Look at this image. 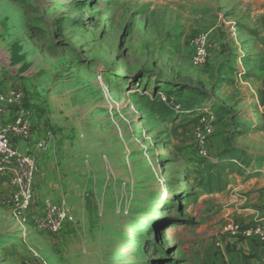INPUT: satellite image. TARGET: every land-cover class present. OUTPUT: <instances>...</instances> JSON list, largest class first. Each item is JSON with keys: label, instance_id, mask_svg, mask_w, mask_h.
Masks as SVG:
<instances>
[{"label": "rangeland", "instance_id": "374dc122", "mask_svg": "<svg viewBox=\"0 0 264 264\" xmlns=\"http://www.w3.org/2000/svg\"><path fill=\"white\" fill-rule=\"evenodd\" d=\"M11 81L46 123L49 202L74 222L53 236L0 201V264H247L228 227L263 196L264 0H0ZM239 148L257 178L217 167Z\"/></svg>", "mask_w": 264, "mask_h": 264}, {"label": "built area", "instance_id": "2783aa9c", "mask_svg": "<svg viewBox=\"0 0 264 264\" xmlns=\"http://www.w3.org/2000/svg\"><path fill=\"white\" fill-rule=\"evenodd\" d=\"M192 44L194 46L193 62L202 65L207 59V37L197 35ZM11 101H8L1 90L0 82V179L8 172L12 173L9 180L8 198L2 200V204L9 208L12 217L21 223H26L32 218L35 230L46 231L53 236H58L63 229L74 222V217L63 204L48 202L46 210L42 214H36V177L40 172L36 160L38 151L47 150L49 142L38 141L27 153H22L15 145L16 141L31 142L34 139L35 113L27 106L25 95L20 88H13L10 93ZM8 116V119H5ZM210 116L201 117L204 131L200 137L201 154L209 157L208 137L214 132L209 123ZM228 231L243 238L259 237L264 241V225L247 227L229 226Z\"/></svg>", "mask_w": 264, "mask_h": 264}, {"label": "crops", "instance_id": "0c3cea01", "mask_svg": "<svg viewBox=\"0 0 264 264\" xmlns=\"http://www.w3.org/2000/svg\"><path fill=\"white\" fill-rule=\"evenodd\" d=\"M14 86L15 83L13 81H11L10 83L9 82L1 83L2 93L8 101H11L10 93L11 90L14 88ZM8 118H9L8 116H5V119ZM250 125H252L250 129L254 128V125H257L259 128H261L258 124L250 123ZM48 135L49 134L47 132L46 123L39 121V119L35 115L34 139L30 143L27 141L19 140L15 142V145L17 146L20 152L27 153L40 140H46L50 143V139ZM240 151L245 152L247 155H250V152H247V150L241 149ZM51 155H52V151H50V149L42 150V151L40 150L36 153V160L40 169V172L37 175L35 182V191H36L35 210L37 215L42 214L46 210L49 201H55V202L58 201L54 197V193L50 192L47 189L49 187L48 184L49 176H51V171L49 169L50 167L49 163H51L50 162ZM257 172L258 171L254 170V172L251 173V180L253 175L255 176V178H257L256 177L257 175L254 174ZM11 177H12V173L8 172L6 175H4V177H2V179H0V201L8 198L10 194L9 180ZM61 183L62 181H58V183H55L52 180L51 185L54 186L53 188H59ZM261 187L262 190H258L259 192H257L256 195H260V196L263 195L262 199H260V201H258L257 204L252 205L250 209L244 210V212L245 211L247 212L246 215L250 216L249 217L250 218L249 221H251L250 227L257 226L258 224L264 225V178H261L260 180L259 188ZM240 245L241 248H244L246 251H248V253L246 254L250 256V259L247 261V264H264V241H262L261 238L259 237L243 238V241Z\"/></svg>", "mask_w": 264, "mask_h": 264}, {"label": "trees", "instance_id": "16d2710c", "mask_svg": "<svg viewBox=\"0 0 264 264\" xmlns=\"http://www.w3.org/2000/svg\"><path fill=\"white\" fill-rule=\"evenodd\" d=\"M152 107H154L155 105L152 103L151 104ZM161 109H163V106L160 107ZM239 127L241 128V131H243V129L245 131H248V129L252 126L250 124H243L240 123L238 124ZM254 128L260 129L257 125H254ZM234 150H232L231 152H229L230 154L228 156H225V158H223L224 160L222 162H220V164L217 165V167H219V169H221L224 173H227V175H231V174H236V175H243V173H245L246 170L252 169V171H250V173L254 172L252 163L253 162H249L247 159H249L250 155H247L245 152L242 151H238L239 153H242L243 157L242 159H240V156H235L236 154H234L233 152ZM237 157V158H235ZM228 159V160H227ZM252 166V168H250ZM251 176V174L249 175ZM216 178L215 176H210L209 177V181H208V185L207 187L209 189L212 190L213 185L216 182ZM218 185L216 186L217 190H225L226 187V182H223L220 179H217Z\"/></svg>", "mask_w": 264, "mask_h": 264}]
</instances>
